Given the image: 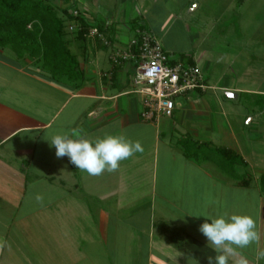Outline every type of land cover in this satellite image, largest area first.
Instances as JSON below:
<instances>
[{"label":"crops","instance_id":"0c3cea01","mask_svg":"<svg viewBox=\"0 0 264 264\" xmlns=\"http://www.w3.org/2000/svg\"><path fill=\"white\" fill-rule=\"evenodd\" d=\"M96 16L92 14L91 21L103 24L106 36L111 32L113 45L126 47L133 37L130 32L136 16L127 20L121 16L118 20H97ZM132 19L133 25H129ZM101 46L99 38L88 43L79 86L56 80L30 58H12L0 48V212L8 209L5 217L10 218L6 231L0 234V264L22 263L24 251L17 255L13 243L20 245V251L26 248L30 252L26 258L29 264H114L112 258L118 255L124 258L123 264H189L191 256L172 242L164 227H174L209 244L207 238L176 218L184 217L193 226H200L202 216L212 212V204L204 199L206 191L212 194L215 190L219 198L222 184L223 193L230 197L231 188L239 184L228 182L232 177L227 173L222 177L207 171L206 162L213 160L187 155L178 146L180 138L188 136L199 143L209 141L210 146L230 148L248 163L253 182L258 183L264 175V165H251L247 160V145L231 127L217 93L219 89L236 92L238 97L240 93L264 96V89L235 81L212 84L206 80L210 91L194 89L180 95L185 101H176L172 116L145 121L141 117L142 97L129 92L132 62L115 67L110 49L102 53ZM74 48L77 51L76 45ZM201 62V58H191L188 64L203 68ZM73 130L92 141L123 136L139 141L144 150L121 161L114 172L89 175L69 157L57 158L51 144L57 134L76 139ZM67 178L71 180L66 189ZM94 186L106 187V192H94L92 200L84 197L86 187ZM174 188L182 199L176 198ZM77 218L86 221L78 230L71 224ZM112 227L114 248L110 246ZM124 241L128 245L122 248ZM46 243L51 244L47 252ZM121 249L127 253L122 254ZM179 249L183 251L177 252ZM238 256L234 250L229 258L235 261Z\"/></svg>","mask_w":264,"mask_h":264},{"label":"rangeland","instance_id":"374dc122","mask_svg":"<svg viewBox=\"0 0 264 264\" xmlns=\"http://www.w3.org/2000/svg\"><path fill=\"white\" fill-rule=\"evenodd\" d=\"M48 2L54 6L66 7L69 5L71 8H87V14L97 15V20L107 18L118 20L120 16L123 20H127L136 16L137 23L130 34L135 35L137 27H143L151 31L162 42L165 50L171 54V58L182 61L185 65L188 64L191 58L195 60L201 58V65L207 83L226 84L235 81L238 85L245 87L264 89V0H48ZM129 25H133V19L130 20ZM124 28L129 29L128 26H124ZM164 32L166 33L164 34ZM109 36H111V32L107 36L110 40ZM95 39L97 38H89L85 43H93ZM101 48L102 53L110 49V57L118 47L112 43L109 46L102 45ZM1 49L12 58L18 56L10 45ZM131 62L130 73L133 78L138 59H133ZM217 90V93L221 96L220 99L223 101L221 108L226 111L227 114L225 115L230 118L231 127L243 138L247 145V152L250 153L247 160L250 161L251 165H264V104H261L260 99L262 96L255 93H240L237 99H231L225 94L226 91L219 92V89ZM206 91H210V89ZM198 95L195 92V96L198 97ZM176 101H185V98L178 96ZM216 103L217 111L220 108V103L219 101ZM208 142L206 143L210 144ZM178 146L183 148L180 144ZM203 151L207 152L208 147H205ZM206 167L207 171L212 170L214 174H222L220 175L222 177L223 174L226 175V172H221L223 169L213 161L212 163L206 162ZM237 171L249 173V175L253 174L250 167L237 166ZM68 172L71 173L72 171ZM71 175L73 174L71 173ZM231 177L228 178V182H237V178ZM70 180L67 178V185L64 188H70ZM213 185L215 186V184ZM236 186L231 188L230 197L229 193L226 194V191L225 194L223 193L224 186L222 187V184H220L222 193H220L219 198H217L218 193H216L217 195L214 194L215 190V192L211 191L212 194H209L210 191L208 190L204 199L212 204V212H210L212 217L236 214L248 215L254 219L259 240L250 243L246 247L233 245V249L239 254L238 259H233L237 264H241L242 261H246L247 264H264V258L258 259L257 257L258 251L264 250V195L262 194L261 199L260 183L259 181L255 183L252 180L249 188ZM105 188L102 186L86 187L83 196L92 200L94 192L105 193ZM174 194L176 198L182 199L181 192L175 188ZM31 204L36 206V203ZM91 204L94 208L96 207L95 202ZM0 206L2 205L0 204ZM6 210L0 212V234L6 231L5 225L10 222V218L5 217L7 216L4 212ZM200 214H203V212H200ZM176 219L179 222L186 223L193 229L195 234L197 233L201 235L200 237L206 238L199 231L200 226H193L194 223H188L184 217H177ZM207 219V217L202 216L201 223H204ZM49 222L51 223L50 227H52V222ZM84 222H86L84 218H77L75 222L71 220V224L76 226V230ZM209 223H211V220ZM44 226L47 225L44 223ZM113 230L112 227L110 246L114 248L115 236H113ZM158 230H160L159 226ZM48 237L53 238L51 234ZM17 244L13 243L12 247H14L17 255L24 251L25 258H20L24 264L30 252L26 248L23 249V246V248L21 247L23 250L20 251V245ZM25 245L27 246V244ZM126 245H128L127 241L121 243L122 248ZM44 247L47 252L48 249H51V244L46 243ZM121 250L122 254L127 253V250ZM181 250L176 251L180 252ZM119 256H112L114 264H123L124 258ZM142 257H145L144 254ZM17 261L19 262V258ZM22 263L19 262L18 264ZM26 263L29 264L30 261ZM193 263L196 264V262ZM199 263L197 262V264Z\"/></svg>","mask_w":264,"mask_h":264},{"label":"trees","instance_id":"16d2710c","mask_svg":"<svg viewBox=\"0 0 264 264\" xmlns=\"http://www.w3.org/2000/svg\"><path fill=\"white\" fill-rule=\"evenodd\" d=\"M75 24L80 28L72 30L70 26ZM94 24L83 13L75 15L74 8L69 5L54 6L48 0H0V48L10 45L17 52V58H30L52 78L72 82L76 86L84 78L81 60L88 59V44L85 42L89 39L87 32ZM96 26L104 32L103 24L97 23ZM134 50L137 52L136 47ZM176 62L179 60L171 61L172 64ZM263 97L260 99L264 102ZM178 143L189 156L203 161L213 160L224 172L237 178L240 186L251 185V175L237 171V166L246 168L248 163L232 149L199 143L188 136L180 138ZM205 147H208L207 152L203 151ZM259 183L264 195V175ZM164 228L172 242L201 264H209L208 257L218 254L209 244L192 234L168 225ZM228 264L237 263L229 258Z\"/></svg>","mask_w":264,"mask_h":264},{"label":"built area","instance_id":"2783aa9c","mask_svg":"<svg viewBox=\"0 0 264 264\" xmlns=\"http://www.w3.org/2000/svg\"><path fill=\"white\" fill-rule=\"evenodd\" d=\"M74 7V14L83 13L91 20L87 10ZM70 28H80L71 25ZM88 38H99L102 45L109 46L112 42L97 26H92L87 32ZM137 48L135 52L134 48ZM114 66H124L133 59H138V65L132 78L130 93L142 97L141 117L145 121L158 120L160 116H172L176 107V97L191 90L206 91L207 85L203 69L197 63L185 65L182 61L171 64L173 58L167 52L162 42L151 31L137 27L135 35L126 47H118L111 54Z\"/></svg>","mask_w":264,"mask_h":264},{"label":"clouds","instance_id":"9594fccd","mask_svg":"<svg viewBox=\"0 0 264 264\" xmlns=\"http://www.w3.org/2000/svg\"><path fill=\"white\" fill-rule=\"evenodd\" d=\"M72 136L77 138L73 139L67 134H57L51 138V144L56 149L55 155L57 158L69 157L72 164L89 175H101L105 171L114 172L119 168L121 161L144 150L139 141L126 140L123 136L108 135L92 141L81 137L78 130H73ZM203 216L210 219L211 223L206 220L200 225L199 231L207 238L209 247L218 253L215 257H208L209 264H228L229 257L234 252L233 245L246 247L259 240L256 223L251 216ZM257 257L264 258V250L258 251ZM192 260L190 257L189 264H192ZM241 264L247 262L242 261Z\"/></svg>","mask_w":264,"mask_h":264},{"label":"water","instance_id":"95a60500","mask_svg":"<svg viewBox=\"0 0 264 264\" xmlns=\"http://www.w3.org/2000/svg\"><path fill=\"white\" fill-rule=\"evenodd\" d=\"M226 94H227L229 97H234V98H237V97H238V93L233 92V91H226Z\"/></svg>","mask_w":264,"mask_h":264}]
</instances>
